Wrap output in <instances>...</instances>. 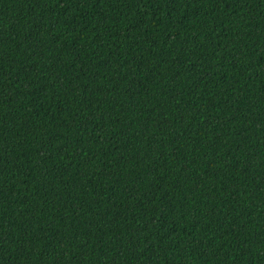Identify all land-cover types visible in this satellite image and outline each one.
<instances>
[{
	"label": "trees",
	"instance_id": "trees-1",
	"mask_svg": "<svg viewBox=\"0 0 264 264\" xmlns=\"http://www.w3.org/2000/svg\"><path fill=\"white\" fill-rule=\"evenodd\" d=\"M0 264H264V0H0Z\"/></svg>",
	"mask_w": 264,
	"mask_h": 264
}]
</instances>
